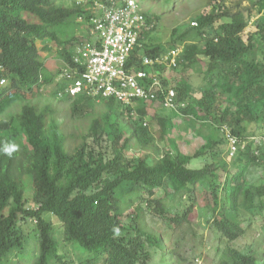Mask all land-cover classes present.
Here are the masks:
<instances>
[{
    "label": "trees",
    "instance_id": "1",
    "mask_svg": "<svg viewBox=\"0 0 264 264\" xmlns=\"http://www.w3.org/2000/svg\"><path fill=\"white\" fill-rule=\"evenodd\" d=\"M60 1L0 0V77L6 81L0 88V114L14 103L23 102L16 118L0 121V262L11 250L23 247L22 234L16 226L19 217L36 221L40 239L35 263L48 264L51 258H58L53 225L43 218L44 214L51 213L61 222L67 240L92 255L84 264H95L98 258H102L103 264H146L148 257L141 238L140 215L133 210L123 211L121 203L123 194L142 192L150 197L155 210L164 213L166 209L161 199L153 198L155 189L162 190L164 196L172 191L175 197L185 196L189 200L180 214L170 218L171 227L188 223L195 211L207 216L206 221L211 222L227 242L240 236L242 231L238 224L230 217L217 215L225 203L231 205V211L237 210L241 191L237 178L234 181L227 172L220 177L212 163L201 167H191L190 163L207 153L214 156L223 125L229 126L241 139L247 140L254 135H242L241 128L232 127L229 122L246 103H264V62L242 59L255 45L264 49L262 22L257 24L256 37H250L248 42L241 35L246 20L218 8L199 16V25L172 31L170 45L184 44L176 68L185 69L200 63L198 55L209 59L202 70L209 86L201 97L185 102V87L175 88L176 100L180 103L177 112L189 118L192 131L202 137L198 150L192 154L180 152L166 135L173 126L171 118L158 116L159 138L170 150L158 158L149 153L127 156L126 151L133 148L145 149L146 142L141 140L133 144L132 139L138 135L136 127L122 140L121 136L108 131L112 113L109 109L103 115L106 127L97 119L91 125L94 143L104 134L110 139V153L106 155L89 148L86 143L66 148L63 134L46 122L43 111H37L28 102L41 86L52 82L43 74L44 63L36 41L58 40L63 28L71 20L77 22V15L82 11L81 6L64 5ZM153 31L154 28L142 33L143 46L133 51L130 64L140 66L141 53L156 55L162 52L159 45L149 42ZM191 34L203 37L205 42L189 41ZM62 56L70 61L67 49ZM60 88L61 84H55V95ZM103 100L114 103L112 99ZM136 110L142 126L145 109L138 105ZM22 131L28 148L24 147L22 154L12 150L9 155L5 149L10 148L11 141ZM255 151L259 152V144L248 141L246 148L235 157L249 155V159L259 162L260 154ZM241 176L240 172L238 177ZM27 184L32 189V207L26 206ZM226 189L229 194L222 201L220 194ZM262 192V188L255 190L256 195L261 196ZM243 195L253 200L250 190H245ZM128 218L135 226L126 225ZM131 232L135 234L132 236ZM151 237L147 235V240ZM153 244L158 249L161 245L163 252L159 238ZM220 255L217 264H264V256L257 258L233 247L221 251Z\"/></svg>",
    "mask_w": 264,
    "mask_h": 264
},
{
    "label": "rangeland",
    "instance_id": "2",
    "mask_svg": "<svg viewBox=\"0 0 264 264\" xmlns=\"http://www.w3.org/2000/svg\"><path fill=\"white\" fill-rule=\"evenodd\" d=\"M143 9L154 18V31L149 35V42L159 45L164 52L171 48V33L175 28L190 29L191 21H196L201 15H207L213 10H223L230 14H236L246 20L247 25L241 33L243 39L248 42L250 37H256L259 21L264 25V0H138ZM62 2V1H60ZM62 4L67 5L62 2ZM82 26L79 22L71 20L63 28L58 40H38L36 41L40 58L44 63L43 74L52 79V82L40 87V90L29 98V103L35 106L37 111L45 113V120L48 124L56 126L59 133L64 136V146L72 149L78 144L86 143L89 148L97 151L110 153V139L103 135L97 142H93L91 135V125L94 119L101 122L102 127H106V121L103 118L105 112L111 110V116L108 120L110 129L115 135L122 138L128 137L134 127L138 129V135L132 139L133 144L146 142L145 149L135 150L134 148L126 151L127 156L133 154L149 153L153 157H160L161 154L170 150L169 146L159 138L158 116L166 119L171 118L173 126L167 130V137L176 145L177 149L186 154H192L198 150L203 142L202 137L192 131V123L189 118L183 117L177 110H170L162 106L158 101L139 104L143 106L146 114L142 121L146 125L140 126L139 117L130 115V110L122 108L119 103H109L107 100L88 101L83 98H58L54 94L55 84L59 72L63 67L62 53L76 39ZM189 41L203 44V37L199 35H189ZM257 39V38H256ZM200 63L196 62L192 67L182 69H170L166 72L169 77L170 85L175 89L185 87L186 98L188 101H194L204 94L209 86L206 75L202 70L208 57L198 55ZM243 60L252 59L254 62H264V49L255 47L249 54L242 58ZM219 73V72H218ZM220 75L221 72H220ZM264 84V80H263ZM176 90V89H175ZM23 102H16L9 107L3 114H0V121L16 118L20 112ZM79 107L75 108L74 105ZM236 112V111H235ZM116 114H119L116 116ZM232 120L228 123L230 126L241 128L242 135H256L264 138V103L261 101H250L234 113ZM141 121V122H142ZM237 121V123H235ZM113 127H111V126ZM112 128V129H111ZM109 131V130H108ZM14 141L9 144L14 147L18 153L22 154L26 145V139L23 131ZM219 146L212 157L210 154H204L190 163L191 167H201L205 164H214L220 177L227 172L234 181L237 178V185L241 188L238 196L237 210L231 211V205L225 203L219 210L218 216L230 217L231 220L240 226L241 235L227 242L220 236V232L207 222V216H201L194 211L191 213L188 223L179 227H171L170 218L180 214L189 204L187 197L177 198L170 191L163 195L162 190L155 189L153 198H160L165 206L164 213L155 210L150 202V197L142 192L138 194H123L121 207L122 210L135 211L140 215L141 238L143 247L146 251L148 260L146 264H217L220 253L229 247L236 248L243 253H250L257 258L264 256V145H259V156L261 161L257 162L249 159V155H239L234 158H228L226 154V142L222 134L218 135ZM21 144V146H19ZM241 177H238L239 173ZM221 178V180H222ZM26 179V178H25ZM230 186V182L228 184ZM263 189L262 195H256L255 190ZM250 190L253 193V200L244 197V191ZM228 189L220 194L222 201L225 195H228ZM32 189L27 184L25 190L26 206L32 207ZM132 200V201H131ZM262 202V203H261ZM200 203V198H199ZM202 204V203H201ZM43 218L53 225L54 238L57 243L58 258H51L48 264H84L92 255L82 249L78 244L70 242L64 235L61 222L51 213L44 214ZM128 227L135 226L134 222L128 218L126 220ZM16 226L20 229L23 239V247L11 250L0 264H36V258L39 252V230L34 219L19 217ZM135 233L131 232L133 236ZM147 235L152 236L147 240ZM159 238L163 246L154 247L155 239ZM95 264H103L102 258L96 259Z\"/></svg>",
    "mask_w": 264,
    "mask_h": 264
},
{
    "label": "built area",
    "instance_id": "3",
    "mask_svg": "<svg viewBox=\"0 0 264 264\" xmlns=\"http://www.w3.org/2000/svg\"><path fill=\"white\" fill-rule=\"evenodd\" d=\"M61 1L81 6L77 22L82 30L67 48L70 61L63 60L55 79L61 84L58 98L112 99L135 117H138L137 106L143 103L158 101L167 109L177 110L180 103L166 72L177 67L184 44L156 55L141 53V65L130 64L133 51L143 46L142 33L153 29L156 22L138 0ZM190 25L196 26L197 22L193 20ZM5 83L0 77V88ZM221 132L228 158L244 150L248 141L264 145V138L253 135L241 139L227 125L221 127Z\"/></svg>",
    "mask_w": 264,
    "mask_h": 264
},
{
    "label": "clouds",
    "instance_id": "4",
    "mask_svg": "<svg viewBox=\"0 0 264 264\" xmlns=\"http://www.w3.org/2000/svg\"><path fill=\"white\" fill-rule=\"evenodd\" d=\"M56 95H57V92H56ZM77 97H85V96H77ZM77 97H75V98H77ZM86 98H88V97H86ZM73 99H74V98H73ZM90 99H91V98H90ZM92 101H96V100H93V99H92ZM101 101H102V100H100V102H101ZM114 102H115V101H114ZM14 147H15V146H13V148H6L5 151L10 155V154H11V151L14 150Z\"/></svg>",
    "mask_w": 264,
    "mask_h": 264
}]
</instances>
